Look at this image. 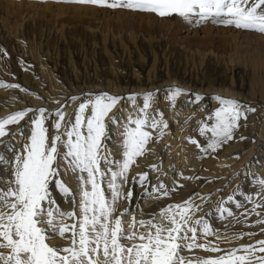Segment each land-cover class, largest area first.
Masks as SVG:
<instances>
[{
  "label": "rangeland",
  "instance_id": "374dc122",
  "mask_svg": "<svg viewBox=\"0 0 264 264\" xmlns=\"http://www.w3.org/2000/svg\"><path fill=\"white\" fill-rule=\"evenodd\" d=\"M168 80L172 81L166 84ZM0 82L18 85L16 88L0 87L1 104L8 100L6 95L2 96L4 90L23 104L14 111L24 110L25 104L29 106L34 99L41 100L42 105L51 106L60 101L55 100L53 103L51 99L54 97L66 95L64 98L69 102L72 101L69 98L77 97L74 109L68 112L65 122L74 121L78 104L85 99L79 101L80 93L88 96L94 92L111 91L113 96L118 97L123 90H126L123 94L135 95L141 102L144 94L154 93V97L158 98L157 103L154 110L151 107L149 112L155 115L159 109L167 121L169 113L166 107L160 106L158 100L167 90L180 88L186 92V95L182 94L176 100L182 106L177 115H181L178 116L180 129L185 128L182 134L184 141L189 137L197 139L198 131L194 135L189 133L204 118L208 120L212 102L218 103L216 96L239 102L246 119H240V126L233 133L232 151L226 159L228 167L223 172L215 170L211 173L209 166L205 167L202 162L197 169L190 170L187 164V168L179 173L172 170L173 178L163 183L176 190L170 191L168 197H160V193L149 187L148 193L154 195L142 208L158 205L154 212H159L164 203H180L191 198L200 206L195 218L203 217L215 232L207 240L218 243L220 248L231 249L264 240V231H261L264 224L257 223L258 220H264V208L256 209L260 213L257 216L252 212L254 204L245 198L251 195L256 203L261 202V197L256 195L260 191L256 181L264 178V34L210 21L196 26L176 16L159 17L124 8L97 7L62 0H0ZM205 93L212 96L206 95L207 101L202 99L195 102L196 96L203 98L205 95L202 94ZM63 108L65 111L66 107ZM167 108L171 110L172 107ZM7 115H1L0 118ZM11 127L8 126L10 132ZM113 128L115 124L109 123L107 139L104 141L106 145L112 138L110 131ZM157 136L153 131V138L157 139ZM16 137L2 138L0 154L11 159V152L6 151L5 144L15 150L22 148L21 138L17 137V140ZM246 138L250 143L255 142L254 153L247 161L245 158L249 146L245 148L242 144ZM162 146L165 147V144ZM158 161L161 159H156ZM7 167L0 164V183L4 187L11 179L9 172L5 171ZM157 173L156 170L149 173L151 186L163 180L158 179ZM58 178L61 179V175ZM131 182L128 180L126 186L130 183L135 194L139 189V202L142 203L144 190L141 191L142 187L138 183ZM64 183L73 189L74 194L72 184ZM53 193L54 197L55 193L61 197L58 191L54 190ZM229 195H233L241 206L237 207L235 202L226 205L231 208L233 216H221L218 206ZM60 199L62 202L63 196ZM132 200L133 206L134 197ZM65 202L63 200L62 203ZM233 232L257 235L234 239ZM217 236L223 239L217 240ZM56 241L57 244H65L59 243V239ZM183 255L191 258L218 253L196 249L193 252L185 251Z\"/></svg>",
  "mask_w": 264,
  "mask_h": 264
},
{
  "label": "snow or ice",
  "instance_id": "6c2138e0",
  "mask_svg": "<svg viewBox=\"0 0 264 264\" xmlns=\"http://www.w3.org/2000/svg\"><path fill=\"white\" fill-rule=\"evenodd\" d=\"M62 2L124 8L159 17L176 16L196 26L210 21L264 34V0ZM0 87L16 88L18 85L0 82ZM182 94L178 88L168 90L170 106L174 107ZM154 95L151 92L144 94L135 118L129 115L121 133V160L111 159L104 143L108 124L117 123L109 113L120 102V97L102 93L85 98L78 104L74 121L65 122L63 107L53 113L44 108H26L0 118V143H3V137L17 134L25 141L19 150L5 144L6 151L11 152V159L0 154V164L9 166L5 171L11 176L7 187L0 183V264H264V240L231 249H222L218 243L208 241L207 238L215 232L203 217L195 218L200 206L191 198L169 204L148 219L137 220L127 209L118 212L120 200L130 201L133 197L131 189L127 193L123 191L131 167L148 151L153 131L158 132L159 139L168 128L162 112L157 110L155 115L149 112ZM69 99L75 101L78 98ZM136 99L135 95L128 97L134 107ZM202 99L196 96L195 102ZM216 99L219 106L207 117L212 122L201 121L198 129L202 137L211 134L206 144L188 138L201 153L215 152L232 140L240 119H246L239 102L221 97ZM29 113L33 115L29 117ZM25 117H29L27 123L31 125L29 135L25 136L19 129L8 130V126L19 125ZM53 118L51 126L55 131L50 136L46 123ZM61 162L66 164V171L76 175L78 202L72 190L58 178ZM147 167L158 169L157 165ZM132 179L141 187L150 184L148 171ZM256 183L260 189L256 195L261 197V202L256 203L251 195L245 198L254 204L252 212L260 216L256 209L264 208V178ZM151 187L160 193V197H168L170 191L176 190L170 189L163 181ZM54 190L63 197H70L72 210L61 209L53 196ZM234 202L237 207L241 206L233 195L220 202L217 210L221 216H233L231 208L226 205ZM125 215L131 216L127 224L123 219ZM257 223L264 224V220ZM254 235L257 233L241 232L234 234L233 238ZM57 239L67 243L56 244ZM219 239L221 237L217 236ZM201 240L207 242L201 243ZM196 249L218 255L191 258L183 255L185 251Z\"/></svg>",
  "mask_w": 264,
  "mask_h": 264
},
{
  "label": "bare ground",
  "instance_id": "6f19581e",
  "mask_svg": "<svg viewBox=\"0 0 264 264\" xmlns=\"http://www.w3.org/2000/svg\"><path fill=\"white\" fill-rule=\"evenodd\" d=\"M172 80H174V79H172ZM172 80H168L165 83L167 84ZM152 87L153 86L149 87V89ZM97 88L102 89L101 87H97ZM144 89L148 90V88H144ZM123 91H126V90H123ZM123 91H120L122 93H121V95L118 96L121 98L120 102L113 108L112 112L109 113V116L115 117L117 120V123H114L115 128H113V130L110 131V132H112V134H111L112 138L110 139V141L106 145L107 151L111 153L110 158L113 160H121L122 159V147H121V145H122L123 137H122L121 133L123 132V127L127 123L129 115H131L132 117L134 115H137V109L142 106V102L140 101V99L138 97H136L137 98L136 99V102H137L136 106H138V107L135 110V107L133 106L132 102L130 100H128L129 96L123 94ZM132 91L133 90H131V92ZM4 92H5V90H4ZM45 92H46V90H45ZM3 93H2V96L6 95L5 97H8V100H6V102H4V104H1L2 100H0V116L12 114V113L16 112V111H14V109L19 108V106L23 105L22 103L20 104V101H18L17 97L16 98L13 97L11 94H8V92H5V94H3ZM84 93H89V92H84ZM102 93H107V94L112 93L110 95L113 96V92H111V91L99 92V94H102ZM54 94H55V92H54ZM183 94L186 95V92L183 91ZM226 94L230 95L232 93L226 92ZM79 95H81V97L79 98V101H80L82 98L94 97L95 95H97V93L94 92L92 95L83 96V92H82ZM202 95H205V97H203L204 101L208 100V98H206V95H207V97L212 96L208 93H205ZM0 96H1V94H0ZM65 96L59 97V98L58 97L52 98L51 100L53 101V103L55 100H60V101L58 103L51 105V106L46 105V104L42 105L41 100L34 99L35 101L33 103L29 104V106H27V104H25V106H26L25 109L26 108H32V109L44 108L48 111V113H53L61 107V106L58 107V105H60V104L62 105V102H63L64 104L62 107H66L65 108V118H66L68 115V112H71L74 109V105H73L74 101L69 102V100L64 98ZM167 96H168V90L165 93H163L162 96L160 95V98L158 100V103L160 104V106L162 105L166 108H167V106H170V102L167 100ZM156 97H154V100L152 102V109L153 110H154V106H156V103H157L156 100L158 99ZM216 98H217V96H216ZM159 104L157 105L156 108L159 107ZM252 104H254V103H252ZM212 106L213 107H212L211 113L213 111H215V109L219 106V102L218 103H216L215 101L212 102ZM170 107H172L171 110L173 109V112H171L170 108H167V109L165 108V110L168 111L169 116H170V118L167 119V122L168 123L170 122L169 123L170 126L168 125L169 127L166 130L167 132L164 134V136L162 138H159V139L153 138V140L147 145L148 151L143 156L137 158L136 163L131 167V169L128 173L130 183H132L131 180H133L132 179L133 177H137L139 173L144 172L145 169L149 168V167H147L149 165H157L158 166V169L156 170L158 172L157 176L159 177L158 178L159 180L163 179L162 180L163 182H164V180H168L169 178L171 179L174 172L179 173V171L181 172V170H184L187 164L189 166V169L191 168L190 170H192V169L199 168L201 163L203 162L205 167L209 166L208 170H210L209 172H211V173H214L215 170L218 172H223V169L228 167V164L226 163V161H227L226 159H228V157H229L228 155L232 151L231 143L233 141L232 140L228 141L220 149H218L215 152L210 151L208 153H201L199 151V149L196 148L195 145H192L190 142L186 143L188 140L187 141L182 140V137H183L182 134L185 133V130H184L185 128L180 129V124H178V116H181V115H177L180 113V111L182 109L181 104L176 103L174 107L173 106H170ZM263 107H264V105H263ZM32 115H33L32 113H29V117H31ZM183 116H186V115H183ZM29 117H25V120H22L19 125L12 126L11 132L17 131L19 129V130H22L24 132L25 136L29 135L30 128H31V125L27 123V120ZM190 117H189V119H191ZM203 122L210 124L212 121L205 120V118H204ZM239 122H241V121H239ZM52 123H54V118L49 120L46 123V126L50 125L49 126V135L50 136L55 131L51 126ZM172 124H173V126H172ZM262 126H264V119H263ZM133 127H134V125H133ZM199 127H200V123L198 124V126H196L194 128V131L192 133H189V134L194 135V133H196L198 131ZM155 132H156V134H158L157 131H155ZM198 134H199V131H198ZM263 134H264V132H263ZM210 135H211L210 133H208L206 136H203V137L199 135V136H197V140L202 145H204V144H206L207 139ZM16 136L18 138H21L18 134ZM17 137H16V139H17ZM11 138H13V137H11ZM17 140H19V139H17ZM110 142H113V143L110 144ZM23 143H25V141L21 138L20 144L23 145ZM164 144H165V147L162 146ZM242 144H243V146H245V148H247L249 146V150L247 151L246 158H245V161H247L248 158L251 155H253V153H254L255 142L250 143V140L246 138L242 141ZM223 150H226L227 152H224ZM63 151H64V149L61 148V152H63ZM220 151H223V152H220ZM207 157H209L208 160H206ZM156 159H161V161L156 162ZM215 162H217V163H215ZM172 170H174V172H171ZM152 171L155 172V170H152L151 168H149L148 173H151ZM60 175H61V180L63 182H68V184H72V186L75 188L74 195H75V198L78 202L79 201L78 180H77L75 174H73L71 171H66V164L64 162H61V164H60ZM130 183L128 186L124 187L123 191L125 193H127L129 191V189H131ZM165 183H167V181ZM151 184L146 185L145 187L141 188V191L144 190V193L142 194V196L144 197L143 198L144 200L142 201V203L139 202V189H138V192L136 194L133 192V197H134V202H135V203H133V206L131 204L133 202L132 199L130 201H125V200L121 199L119 202V205H118V212H123L125 209H127L130 213L135 215L137 220L148 219L153 214H157L158 212H154V210L159 207L158 205L157 206H154V205L150 206L148 209L142 208V207H145L148 204V202H150V200L153 198L154 194L148 193V191H149L148 189H149V187H151ZM56 194L57 193H55L54 198L58 201L59 204H61L63 202V200H66V202L64 204L62 203V205H60L61 209L64 211H70L71 210L70 208L72 207V204L69 203L70 197H63L64 199L61 202L60 198L62 196L59 197V195H56ZM165 206H167V205L164 203L163 207H165ZM123 219L125 220V222L127 224V221L131 220V216L125 215L123 217ZM230 234H232V233H230ZM221 239H223L222 236H221ZM63 242L65 244L67 243L64 240H59V243H63ZM226 242L229 243V240H227ZM54 243L57 244V241H55Z\"/></svg>",
  "mask_w": 264,
  "mask_h": 264
}]
</instances>
